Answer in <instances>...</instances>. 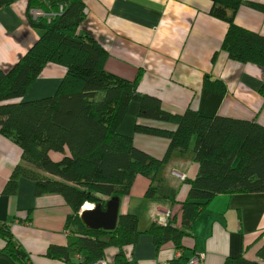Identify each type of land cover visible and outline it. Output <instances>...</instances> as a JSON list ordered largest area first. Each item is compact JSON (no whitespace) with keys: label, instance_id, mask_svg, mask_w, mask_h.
Wrapping results in <instances>:
<instances>
[{"label":"trees","instance_id":"1","mask_svg":"<svg viewBox=\"0 0 264 264\" xmlns=\"http://www.w3.org/2000/svg\"><path fill=\"white\" fill-rule=\"evenodd\" d=\"M14 0H0V8ZM209 13L223 19L228 27L221 49L229 58L264 67V34L235 23L241 4L264 12V3L246 0H210ZM61 7V10H60ZM32 27L41 30L38 39L8 70L0 67V134L14 133L21 149L17 163L4 187L15 193L18 179L35 184L36 195L58 194L70 208L66 217L68 242L49 246L50 258L68 260L71 253L84 251L83 262L104 258L105 249L117 248L114 264H130V251L140 230L138 217L119 213L114 229H89L80 219L85 203H104L112 196H127L137 175L149 180L145 198L158 200V172L175 149H191L198 165L194 178H185L186 197L179 201L181 226L173 224L169 212L165 224L151 223L145 231L157 246L172 241L182 248L181 239L195 218L218 194L264 192V126L254 120L206 116L187 106L181 113L162 108L156 96L141 93L138 82L109 72L104 67L106 49L80 25L88 10L83 0H29ZM52 14V15H50ZM63 65L64 76L55 92L46 97L21 98L49 63ZM203 85L225 93L220 79L203 77ZM264 98V85L259 89ZM133 99L138 115L175 125L173 129L135 122L134 131L169 140L165 154L154 157L137 148L118 125ZM59 153L58 159L51 157ZM264 231L259 234L262 238ZM258 237V238H259ZM0 238L9 257L29 264L28 256L0 223ZM264 257V246L259 250ZM222 264H262L243 255L226 257Z\"/></svg>","mask_w":264,"mask_h":264},{"label":"crops","instance_id":"2","mask_svg":"<svg viewBox=\"0 0 264 264\" xmlns=\"http://www.w3.org/2000/svg\"><path fill=\"white\" fill-rule=\"evenodd\" d=\"M88 10L80 30L92 35L108 52L107 71L133 80L139 71L138 90L160 99L164 110L181 113L187 106L206 116L254 120L264 126V67L244 64L221 49L227 23L209 13L210 0H83ZM264 3V0H246ZM29 0H14L0 8V67L10 69L38 39L41 30L32 27ZM234 21L246 29L264 34V12L244 2ZM65 67L49 62L31 83L23 101L52 95L65 74ZM220 79L226 92L203 85V77ZM139 104L133 99L118 125L133 144L161 158L169 145L164 137L134 131L135 122L157 127L175 125L140 120ZM165 127V128H167ZM21 149L14 133L0 134V223L28 256L29 264H87L84 251L71 253L68 260L50 258L49 246L68 242L66 217L70 208L58 194L36 195L31 179L20 177L15 193L4 187L20 162ZM53 159L60 157L52 153ZM191 149H175L158 172V194L151 200L144 193L149 180L137 175L127 196L120 198L118 214L138 217L141 231L131 247L130 264H187L196 252L204 254L203 264H222L226 257L243 255L264 264L259 250L264 246V192L218 194L208 202L181 239L178 249L172 241L157 246L147 229L151 223L165 224L166 211L173 224L181 226L179 201L187 194L185 178H194L198 165ZM107 200V199H106ZM259 237V238H258ZM117 248L105 249L104 258L114 264ZM0 264H21L8 256L0 238ZM90 264V263H89Z\"/></svg>","mask_w":264,"mask_h":264},{"label":"water","instance_id":"3","mask_svg":"<svg viewBox=\"0 0 264 264\" xmlns=\"http://www.w3.org/2000/svg\"><path fill=\"white\" fill-rule=\"evenodd\" d=\"M119 201L118 196H112L105 201L104 207L102 203H97L92 208H84L80 219L89 229L112 230L117 223Z\"/></svg>","mask_w":264,"mask_h":264},{"label":"built area","instance_id":"4","mask_svg":"<svg viewBox=\"0 0 264 264\" xmlns=\"http://www.w3.org/2000/svg\"><path fill=\"white\" fill-rule=\"evenodd\" d=\"M61 10V7H60ZM32 13V15L35 17L39 14H42V11L38 10V9H31L30 11ZM52 15V14H50ZM85 205V204H84ZM84 205L82 206V209H80V212L84 209ZM91 208L93 207L92 204ZM166 216H169V211H166ZM262 237H264V235H262ZM204 262V254L203 253H198L196 252L195 254H193L190 258H188L187 260V264H203ZM90 264H110L106 261L105 258H99L95 261H92ZM162 264H173L172 262H167V263H162Z\"/></svg>","mask_w":264,"mask_h":264},{"label":"rangeland","instance_id":"5","mask_svg":"<svg viewBox=\"0 0 264 264\" xmlns=\"http://www.w3.org/2000/svg\"><path fill=\"white\" fill-rule=\"evenodd\" d=\"M140 120H148V121H150V122H155V121H157V122H160V123H164V124L173 125L172 123L164 122V121H161V120H153V119H148V118H140ZM139 123L146 124V123H144V122H141V121H139ZM147 125H151V124H147ZM151 126H152V125H151ZM154 126H157V125H154ZM161 127L165 128V127H167V126H161ZM167 128H168V127H167ZM81 209H82V208H81Z\"/></svg>","mask_w":264,"mask_h":264},{"label":"bare ground","instance_id":"6","mask_svg":"<svg viewBox=\"0 0 264 264\" xmlns=\"http://www.w3.org/2000/svg\"><path fill=\"white\" fill-rule=\"evenodd\" d=\"M84 208H91V205H90L89 203H86V204L84 205Z\"/></svg>","mask_w":264,"mask_h":264},{"label":"clouds","instance_id":"7","mask_svg":"<svg viewBox=\"0 0 264 264\" xmlns=\"http://www.w3.org/2000/svg\"><path fill=\"white\" fill-rule=\"evenodd\" d=\"M86 204V203H85ZM93 205V204H92Z\"/></svg>","mask_w":264,"mask_h":264}]
</instances>
